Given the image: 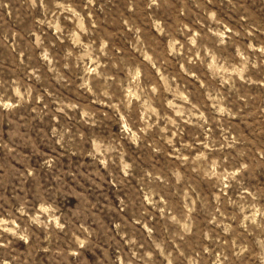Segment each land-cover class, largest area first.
<instances>
[{
	"label": "rangeland",
	"instance_id": "obj_1",
	"mask_svg": "<svg viewBox=\"0 0 264 264\" xmlns=\"http://www.w3.org/2000/svg\"><path fill=\"white\" fill-rule=\"evenodd\" d=\"M0 264H264V0H0Z\"/></svg>",
	"mask_w": 264,
	"mask_h": 264
}]
</instances>
